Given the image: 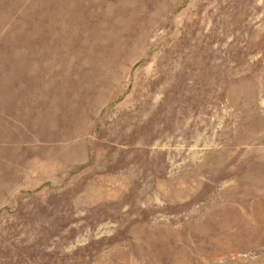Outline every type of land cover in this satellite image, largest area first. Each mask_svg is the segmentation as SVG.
<instances>
[{"label": "rangeland", "instance_id": "rangeland-1", "mask_svg": "<svg viewBox=\"0 0 264 264\" xmlns=\"http://www.w3.org/2000/svg\"><path fill=\"white\" fill-rule=\"evenodd\" d=\"M0 264H264V0H0Z\"/></svg>", "mask_w": 264, "mask_h": 264}]
</instances>
